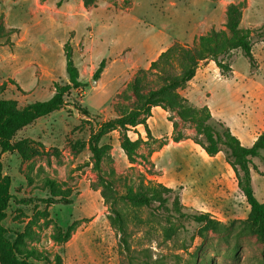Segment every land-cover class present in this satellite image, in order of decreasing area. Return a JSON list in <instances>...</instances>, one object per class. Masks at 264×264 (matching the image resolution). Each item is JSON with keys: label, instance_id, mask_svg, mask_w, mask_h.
<instances>
[{"label": "rangeland", "instance_id": "rangeland-1", "mask_svg": "<svg viewBox=\"0 0 264 264\" xmlns=\"http://www.w3.org/2000/svg\"><path fill=\"white\" fill-rule=\"evenodd\" d=\"M230 5L242 14L240 28L251 31L257 67L251 68L240 49L229 51L223 60L230 64L239 91L232 99L226 91L222 95L214 82L211 105L222 106L230 116L236 113L237 128L232 132L243 144H250L264 131V0H95L88 7L83 0H0V99L15 100L20 107L49 100L56 83L69 82L67 43L83 83L81 89L69 92L62 110L16 135L15 142L28 141L25 156L0 151L13 196L4 225L21 256L32 264H264V245L244 223L250 207L242 192L233 209L212 213L176 206L180 186L173 188L176 192L168 208L158 203L134 207L120 201L128 234L126 251L111 224L109 206L100 191L91 187L97 181L89 149L91 132L136 107V80L145 94L161 86L159 73L149 67L173 43L192 47L213 31L231 37L227 29ZM103 60L105 69L94 86V73ZM186 91L180 92L189 101ZM172 116L178 132L195 136L193 125ZM128 136L144 142L134 166L121 149L120 132H111L100 142L111 146L101 169L117 194L136 190L140 173L163 185L167 172L194 175L180 156L181 147L172 145L176 153L172 150L165 158L152 159L164 149L161 142L169 144L171 138L150 140L141 126L130 127ZM251 172L255 195L264 203L262 159L252 160ZM47 180L54 181V192L65 203L46 202L51 198ZM193 210L211 214L225 228L220 233L204 229L200 237L201 226L183 216ZM66 233L67 239H54Z\"/></svg>", "mask_w": 264, "mask_h": 264}, {"label": "trees", "instance_id": "trees-1", "mask_svg": "<svg viewBox=\"0 0 264 264\" xmlns=\"http://www.w3.org/2000/svg\"><path fill=\"white\" fill-rule=\"evenodd\" d=\"M86 7L95 3V0H83ZM242 14L238 7L230 5L227 11V29L231 37L226 32L213 31L208 36H202L192 47L181 45L175 42L167 50L162 52L157 60L151 62L149 71L159 73L161 86L150 90L146 94L140 80H136L133 93L136 97V107L120 116L101 123L98 129L91 132L89 138V149L94 161V171L97 174V181L91 184L95 191H100L105 205L111 210L110 221L121 235V243L126 251H129L127 244V226L124 215L118 208L119 202L128 203L134 207L150 208L158 203V207L168 208L171 196L176 190L169 188L162 183L145 179L142 173L139 174V185L136 190L129 188L124 195H119L114 190V183L105 178L102 172V161L107 158V150L111 146H101L103 136L118 131L121 134V149L126 155L131 166L137 164L139 157L138 150L144 143L141 138L133 141L128 136L130 127L143 126L148 139L156 140L148 126V119L152 116V109L160 107L169 113L168 121L172 123L173 132L171 140L179 143L186 139H191L200 146L209 157H214L223 153L226 163L232 168L237 187L244 195L250 207L248 218L244 221L251 230L255 231L260 241L264 245V203H261L256 195L252 184V160L262 159L264 153V131L257 137L251 146H245L240 139L232 133L230 128L220 120L215 119L208 106L201 108L193 106L182 96L181 90L185 89L195 78L197 70L204 61H213L220 70L222 76L231 77L233 75L230 64L223 58L233 50L240 49L252 69L257 67L253 55V41L250 30L240 28ZM66 72L69 82L66 84L56 83L55 93L47 101H36L20 107L15 100L0 99V151L1 154L8 152H18L25 156L27 150V140L15 142L16 135L33 125L41 118L47 117L62 110L66 106V97L71 90H79L83 87L80 80V73L73 59L72 47L69 43L65 45ZM105 69L103 60L97 71L94 73V80L100 79ZM84 115L89 116L87 109L80 108ZM176 115L182 122L193 125L195 136L188 137L178 132V123L173 118ZM168 144L167 140L161 142L163 148ZM143 158V157H142ZM112 160V159H111ZM131 170L134 168L131 167ZM12 180L10 176L3 173V163L0 157V264H32L28 257L19 254L16 241L9 238V230L4 225L7 216V209L13 198L11 194ZM47 187L51 190V198L46 200L50 204L65 203L63 199L57 198L55 194L54 181L47 180ZM69 204L70 202H66ZM174 204L180 207L181 194L176 196ZM176 212L180 211L175 209ZM196 224L201 226L198 234L202 236L203 230H211L220 233L225 228L219 220L209 213H201L195 210L192 213L183 214ZM69 233L64 236H54L60 242L67 239Z\"/></svg>", "mask_w": 264, "mask_h": 264}, {"label": "crops", "instance_id": "crops-1", "mask_svg": "<svg viewBox=\"0 0 264 264\" xmlns=\"http://www.w3.org/2000/svg\"><path fill=\"white\" fill-rule=\"evenodd\" d=\"M214 82L220 86L222 95L226 91L228 97L232 99L235 98L236 92L239 91L238 83L234 80V77L227 78L222 76L213 61H204L200 64L195 78L186 87V97L195 106H208L215 119L226 123L229 128L231 127V131L235 130L237 128L235 123L236 113L230 116L222 106L213 107L211 105L213 99H215V90L212 88ZM147 123L155 139L171 138L173 132L172 123L167 119V112L160 107L152 109V116ZM141 127L144 128L143 126ZM140 132L142 133L141 130ZM255 141L250 144H242L251 146ZM172 145L182 148L180 156L187 165L191 166L188 168H191L190 173L194 174L188 176L186 171L184 175L174 176L166 171L167 173L164 176L167 180L164 185H167V187L176 188L180 186L183 188L181 190L183 205L210 213L213 210L223 209L224 207L233 209L236 205V196L241 191L237 187L235 174L226 163L222 153L209 157L200 146L191 140H184L179 143H174L171 140L164 149L155 153L152 159L155 161L159 155L161 158H165V155L172 150L176 153L177 150L172 149L174 147ZM191 145H194L198 151L200 150L199 154L196 153L197 150Z\"/></svg>", "mask_w": 264, "mask_h": 264}, {"label": "water", "instance_id": "water-1", "mask_svg": "<svg viewBox=\"0 0 264 264\" xmlns=\"http://www.w3.org/2000/svg\"><path fill=\"white\" fill-rule=\"evenodd\" d=\"M97 84V82H96V80H92V85H96Z\"/></svg>", "mask_w": 264, "mask_h": 264}]
</instances>
